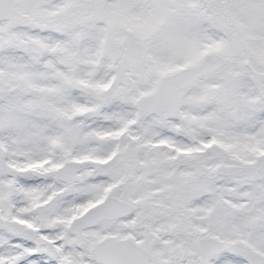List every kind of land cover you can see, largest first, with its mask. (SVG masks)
<instances>
[{
	"label": "snow or ice",
	"instance_id": "snow-or-ice-1",
	"mask_svg": "<svg viewBox=\"0 0 264 264\" xmlns=\"http://www.w3.org/2000/svg\"><path fill=\"white\" fill-rule=\"evenodd\" d=\"M0 264H264V0H0Z\"/></svg>",
	"mask_w": 264,
	"mask_h": 264
}]
</instances>
